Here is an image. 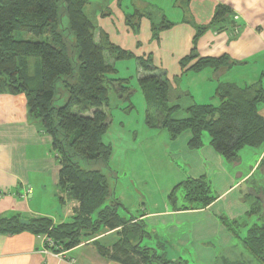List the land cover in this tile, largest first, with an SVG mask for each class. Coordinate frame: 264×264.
<instances>
[{"label":"trees","instance_id":"trees-1","mask_svg":"<svg viewBox=\"0 0 264 264\" xmlns=\"http://www.w3.org/2000/svg\"><path fill=\"white\" fill-rule=\"evenodd\" d=\"M88 0H0V94H23L32 121L52 139V148L60 166L58 173V200L61 204L73 201L72 218L67 223L54 225L48 218H34L21 225L17 218L0 220V235L28 232L44 236L53 246V253H61L78 246L82 239L94 238L101 232L119 229L118 240L106 248L95 243L103 258L119 264H186L172 262L160 253L161 246H141L152 236L143 224L133 218H124L118 211L122 207L110 188L106 175L96 169H83L76 161L101 163L105 168L111 156V148L102 142L110 119L105 111L109 102V89L121 97L130 93L127 80L111 78L116 69L108 60L133 58L131 52L111 44L107 35L95 40V30L84 14ZM60 8L67 20H59ZM229 12L219 6L212 23ZM138 12L127 18L132 32H137L140 20ZM163 21L151 24L154 40L159 32L172 27ZM205 28L195 27L190 53L180 59L182 73H198L204 69L220 71L230 68L233 62L226 56L220 58L199 57L195 45ZM25 33L38 41L15 40L14 34ZM38 59L35 75L28 76V59ZM141 71L139 86L146 102L145 122L150 128L164 129L171 139L189 131L188 147L196 150L202 146V135L209 137L211 147L227 162L238 161L243 148H264V120L257 105L264 102V89L260 84L238 87L220 84L214 99L218 105L193 104L186 109V117L172 118L179 107L169 106L174 98L165 73L152 65L151 57L137 58ZM58 84L66 94L65 102L59 100ZM262 163H260V166ZM184 199L205 208L214 198L208 196L203 180L183 184ZM64 197H63V196ZM173 199V194L169 197ZM255 215L250 210L248 216ZM242 239L243 246L264 264V214L257 218ZM241 225L233 222L227 227L233 233Z\"/></svg>","mask_w":264,"mask_h":264},{"label":"crops","instance_id":"crops-1","mask_svg":"<svg viewBox=\"0 0 264 264\" xmlns=\"http://www.w3.org/2000/svg\"><path fill=\"white\" fill-rule=\"evenodd\" d=\"M174 4L183 14L180 29L187 39L178 56L185 57L190 53L195 27H203L205 30L195 45L198 56L209 58L226 56L233 62L230 68L212 72L213 75L217 73L224 77L228 76L234 81L226 83L241 88L260 84L264 89V0H182L181 4L175 0ZM219 6L229 13L212 23L215 10ZM163 21L167 20L162 19L161 22ZM204 71L206 70L198 73ZM257 111L264 120V102L257 105ZM166 133L168 134L167 131ZM190 137L189 131L175 139H171L168 134L167 158L175 163L173 165L176 173V181L166 193L168 195L166 203L169 202L170 206L164 203L157 211L131 215L129 218L143 224L145 231L152 236L151 239H147L148 242L155 239V246H161L166 258L169 253L177 254L172 262L180 261L187 264L189 260L182 258L179 250L182 252L189 248L194 255V259L190 260L192 264H215L218 258L219 264H244L237 256H219L217 253L226 252L229 246L233 249L239 248L236 247L235 240L239 239L242 243L252 225L248 223L249 207L244 203L238 190L250 180L253 171L256 172L261 167L264 148L258 149L253 166L246 173H241L228 165V162L211 147L209 140L207 142L205 139L202 146L196 150L190 149L188 147ZM51 144V137L30 119L25 96L1 93L0 220L17 218L29 221L43 217L50 219L54 225L71 220L72 210L77 204L73 201L61 204L58 200L60 166ZM105 145L111 148V145ZM200 179L207 187L208 182L213 185L217 193L216 197H212L213 201L205 208L192 201L187 207L178 205L175 192L180 190L184 197L183 184ZM109 185L120 203L115 195L114 182ZM47 188L52 190L51 196L53 200L55 199L54 210L61 205V212L46 210L39 201L34 202L36 191H44ZM171 194L172 201L169 199ZM182 200L185 201L184 198ZM67 219L69 220L64 221ZM233 222L241 225L236 233L227 227V224L232 225ZM243 228L246 234L241 237L240 232L242 233ZM118 233L119 229L103 231L94 238L82 239L78 246L58 254L46 247L44 236H35L28 232L0 235V264H119L100 256L95 246V243H98L110 248L118 240ZM188 256L191 257L190 253Z\"/></svg>","mask_w":264,"mask_h":264},{"label":"rangeland","instance_id":"rangeland-1","mask_svg":"<svg viewBox=\"0 0 264 264\" xmlns=\"http://www.w3.org/2000/svg\"><path fill=\"white\" fill-rule=\"evenodd\" d=\"M63 0H58L61 5ZM181 4L182 0H178ZM175 0H88L84 8V14L91 22L95 40L99 41L101 33L107 35L111 44L121 49L131 52L133 58L127 60H108L114 64L116 74L111 76L114 79L127 80L130 93L121 97L117 95L113 88L109 89L108 107L105 108L110 119V125L105 135L102 137L104 144L111 145L112 154L105 168L101 163H86L76 159L83 169H96L102 171L108 178L109 183L114 182L116 196L119 198L122 207L118 211L124 218L137 216L144 212H152L161 209L168 204L167 191L173 187L176 181L174 171L175 164L169 156L166 144L168 134L164 129L150 128L145 122V110L147 108L145 98L139 86V69L137 58L151 57L152 65L165 73L166 79L170 83L171 93L174 98L169 102V106L177 105L179 109L173 113L172 118L181 119L186 117L185 108L188 105H218L214 99L216 88L226 81H234L228 76L224 77L215 73L213 75L209 68L202 73H182L179 61L183 56H178L187 39L180 25L183 20L182 12L174 5ZM143 16L140 20L133 18L130 21L132 26L139 23L137 32H132L130 25H127V18L135 13ZM162 19L167 20L175 27L159 32L158 40L152 38L151 24H158ZM59 20L67 24V20L60 8ZM15 40L38 41L40 40L25 34H14ZM27 75H35V65L38 59H28ZM217 72V71H216ZM228 79V80H227ZM224 81V82H223ZM232 84V83H231ZM59 100L55 101V106H61L65 102L66 94L60 84H58ZM209 140L208 135L203 133L202 143ZM258 149L243 148L238 154V161L228 162L232 169L241 173H246L253 166L257 159ZM177 164L181 166L180 162ZM252 177L238 190L241 198L248 205L249 210H253L255 215L248 217L251 225L257 218H263L264 214V158L262 165L257 171H253ZM210 197H216L217 193L211 182H208ZM52 190L47 188L44 191H36L34 202L46 210L61 212L62 206L54 210L55 199L53 200ZM178 205L188 206L190 202L184 198L180 190L175 192ZM63 215V212L61 213ZM64 220V221H68ZM59 221V220H57ZM159 231V228H158ZM158 231L156 234H158ZM241 237L246 232L243 228ZM158 237V236H157ZM157 239V238H156ZM235 239V238H234ZM237 239V238H236ZM156 240L150 243L147 239L141 246H155ZM236 247H228L226 252H218L217 255L239 257L238 260L244 264H261L240 242L235 240ZM160 249V253H162ZM182 258L189 260L187 264H192L194 255L189 248L182 251ZM190 253L191 257L188 256ZM176 253H169L166 258L169 261L176 259ZM233 259V258H232ZM219 258L215 264H219Z\"/></svg>","mask_w":264,"mask_h":264},{"label":"built area","instance_id":"built-area-1","mask_svg":"<svg viewBox=\"0 0 264 264\" xmlns=\"http://www.w3.org/2000/svg\"><path fill=\"white\" fill-rule=\"evenodd\" d=\"M45 241H46L47 246H49V247L53 246V243L49 239H47L46 237H45Z\"/></svg>","mask_w":264,"mask_h":264},{"label":"water","instance_id":"water-1","mask_svg":"<svg viewBox=\"0 0 264 264\" xmlns=\"http://www.w3.org/2000/svg\"><path fill=\"white\" fill-rule=\"evenodd\" d=\"M19 223H20L21 225H27L29 222H28L27 220L20 219V220H19Z\"/></svg>","mask_w":264,"mask_h":264}]
</instances>
